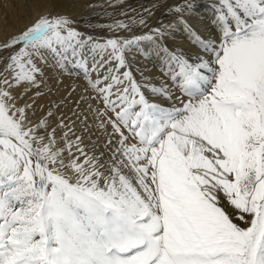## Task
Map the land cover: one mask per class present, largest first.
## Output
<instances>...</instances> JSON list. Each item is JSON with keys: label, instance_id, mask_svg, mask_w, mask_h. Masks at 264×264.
<instances>
[{"label": "snow or ice", "instance_id": "obj_1", "mask_svg": "<svg viewBox=\"0 0 264 264\" xmlns=\"http://www.w3.org/2000/svg\"><path fill=\"white\" fill-rule=\"evenodd\" d=\"M127 7L102 41L51 12L0 41V264H264V0H214L207 36L198 0ZM177 25L188 53L161 43ZM144 41L159 64L138 81ZM45 67L85 83L37 122Z\"/></svg>", "mask_w": 264, "mask_h": 264}, {"label": "rangeland", "instance_id": "obj_2", "mask_svg": "<svg viewBox=\"0 0 264 264\" xmlns=\"http://www.w3.org/2000/svg\"><path fill=\"white\" fill-rule=\"evenodd\" d=\"M10 2H11V6L18 8L19 12L15 11V12H7L3 14V25L5 26V30L3 31L4 36L0 38V41H3L4 39L8 38L9 36L13 34L22 32L28 26L26 25L23 29H20L18 28L16 22H22L25 12L28 9L27 5L29 4V1L27 2V0H10ZM152 2L153 0H124L123 3H118V0H91L87 2L86 6L82 7L80 15H73L71 13L72 3L69 5H65L64 9H66L67 13H54L53 15L60 14V15H63V16H66L72 19L73 21H76L78 23V27L80 31L86 32L87 34L94 35L98 40L102 41L103 39L108 38L113 35V33L108 31L106 27L107 25L113 24L118 20H127L132 15H134L132 10L129 9L127 5L129 4L134 5L136 8V11L142 12L143 10L141 8V5L149 6L152 4ZM169 2L179 3L180 0H169ZM198 3L202 4L203 6H212V4L214 3V0H198ZM113 5L115 6L113 7ZM0 6L3 8L5 7L1 1H0ZM25 7H27V9H25ZM60 8H63V7H58L57 9H60ZM20 10L22 12H20ZM121 11H127L129 13V16L125 17L123 15H120ZM159 20H162L164 24L170 23V19L164 18L163 16H161L160 11H156L155 16L149 21V26L155 27ZM89 25H93V26L104 25L105 27L95 28L94 30L92 27H89ZM7 28H13V30L10 32L7 30ZM181 28H182L181 25H177L175 28L170 30V33L175 32L176 34H179ZM133 31L135 35H142L148 32V28L141 29L139 27H136L134 28ZM119 35L120 36H125V35L130 36L132 34L121 31ZM161 43H163V41ZM153 46L155 45H153L151 42L144 41L143 44L141 45L140 52H132V53H129L128 55L129 62L132 66V71L134 72L138 81L143 80V76H141V73H144L145 75H148L149 73L144 67L145 66L144 64L149 66L150 62L147 60V57L151 55ZM145 51L148 53L146 57L140 54ZM155 56L157 57L156 53H155ZM141 65H144V66H141ZM44 72H45V76L41 84V90L45 93V96L37 98V111H35L34 115L30 113V115H32V119L37 122L40 119L45 118V114L48 110L50 102L62 101L63 98L69 96V93L71 92V89L73 88H75L77 92H82L83 86L85 83V81H83L82 79L78 77V70L76 69H72L71 76L67 74H58L52 67H45ZM148 76L151 79V76L150 75ZM153 82L157 83L158 81L155 79V81ZM17 91L23 94V90L17 89ZM35 91L36 89H32L31 91L27 93V95L31 96L34 94ZM76 95L77 93H72L70 100L75 99ZM55 111L59 115L60 113L64 111V109L63 108L55 109ZM56 119H57L56 116L51 118V120L53 121V124L55 123ZM110 130L111 129L109 126L108 131ZM77 134H80L79 129H77ZM57 135L59 136L60 133H57ZM106 140H107V136H106L105 130L96 129L94 134H92L91 136V141L88 139H85V145L90 144V142L99 143L100 146L102 145V147L97 149V154H99L101 149L103 150V143H105ZM224 206H225L226 211H228L230 214L234 213V210L231 208V206L227 205L226 201L224 202ZM68 207H69L71 214L78 221H80L81 223L85 225L86 230L91 232V229L87 227L86 217L88 214L85 212V210L81 207H78L74 203L69 204ZM111 214L113 215V213L110 211L103 213V216L108 223L110 221L108 217H110ZM235 222L240 224L241 227H246V225H244L243 222L239 220H236ZM111 228L113 227L111 226ZM96 235L98 238H100L99 241L101 242L108 241L109 237L105 235L102 231L98 232Z\"/></svg>", "mask_w": 264, "mask_h": 264}, {"label": "bare ground", "instance_id": "obj_3", "mask_svg": "<svg viewBox=\"0 0 264 264\" xmlns=\"http://www.w3.org/2000/svg\"><path fill=\"white\" fill-rule=\"evenodd\" d=\"M4 8L0 6V38L4 36L3 31L5 30V26L3 25V14L7 12H19L17 7L11 6L10 0H0ZM29 4L25 7L26 12L22 19V22H16L18 28L23 29L26 25H29L33 22L36 17L43 12H51L54 13H67L66 9H64L65 5H69L72 3V11L73 15H80L82 7L87 5V2L91 0H27ZM200 4V3H199ZM58 7H63L57 9ZM20 12H22L20 10ZM69 13V12H68ZM213 16V10L211 6H203L200 4L199 10L189 19V23L193 25L198 31H200L203 35L207 36L211 32L210 20ZM8 31H12L13 28H7ZM163 43L168 44L169 46L177 45L182 48L186 53L190 51L189 42L185 39V33L183 32V27L180 29L179 34L175 32L170 33ZM156 48L153 46L151 55L147 57V60L150 62L149 66L146 64L141 65L146 68L149 72L148 75L151 76L152 73H155L156 66L159 64V58L155 56ZM147 63V62H146ZM142 68V67H141ZM74 72V70H73ZM156 80L159 82V76H156ZM157 82V83H158ZM150 95V94H149ZM101 141V139H100ZM99 142V141H98ZM102 143V142H101ZM102 147V145L100 146ZM102 150V149H101ZM107 217V216H106ZM110 219L109 224L115 228L119 223L114 214L108 217ZM101 236V235H100ZM95 239L98 241L100 238L95 235Z\"/></svg>", "mask_w": 264, "mask_h": 264}]
</instances>
